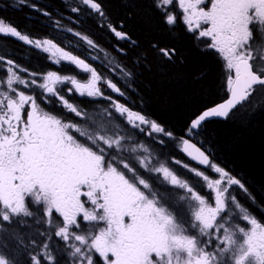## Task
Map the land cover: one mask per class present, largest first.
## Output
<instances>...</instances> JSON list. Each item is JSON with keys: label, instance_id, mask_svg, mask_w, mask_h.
Segmentation results:
<instances>
[{"label": "snow or ice", "instance_id": "6c2138e0", "mask_svg": "<svg viewBox=\"0 0 264 264\" xmlns=\"http://www.w3.org/2000/svg\"><path fill=\"white\" fill-rule=\"evenodd\" d=\"M107 3L65 0L68 15L56 20L37 0L10 3L83 42L68 50L0 17V35L47 54L54 65L67 62L78 75L90 74L81 82L54 70L31 71L14 53L0 54V234L17 242L27 264H264V217L235 193L261 211L264 201L218 160L209 135L214 123L246 126L264 112V52L257 51L264 0H121L118 19ZM89 22L115 40L117 62L102 65L108 74L88 62L100 48L82 31ZM178 30L217 57L223 95L194 108L177 132L151 111L145 81L186 67L174 42ZM201 79L202 73L189 74L193 85ZM75 93L85 101L70 102ZM171 164L196 178L199 190ZM165 181L185 190V218L156 187ZM29 220L37 225L33 233L9 232L14 224L32 228ZM4 248L0 242V264H22Z\"/></svg>", "mask_w": 264, "mask_h": 264}, {"label": "trees", "instance_id": "16d2710c", "mask_svg": "<svg viewBox=\"0 0 264 264\" xmlns=\"http://www.w3.org/2000/svg\"><path fill=\"white\" fill-rule=\"evenodd\" d=\"M10 3L13 4V2L3 3L4 8H0V16L8 17L16 24L30 29L36 34L47 29L41 24V21H46L47 18L38 15H35L36 19H33L32 16L29 18V13L34 16L35 12L26 7H21L20 10L14 9L9 6ZM42 4L52 14L61 8V4H51L46 0H43ZM107 8L114 19L120 18L125 11L121 0H108ZM108 35L109 38H112L110 34ZM174 42L187 56L186 67L181 69L180 75L174 74L159 78L149 76L145 81V87L151 97V111L166 121L170 128H175L178 132L183 121L187 119L188 114L194 108L220 100L223 95L221 89L223 70L215 55L200 52L194 46L190 36L182 30H178ZM3 43L5 48H17L19 46L18 43L16 44L10 39ZM190 73H202L203 79L193 85L189 80ZM209 135L214 138V151L218 160L244 176L247 180V186L256 195L257 200L264 201V193H262V189H264V112L258 111L250 124L246 126L233 121L214 123L209 127ZM157 151L159 150L157 149ZM175 155L181 161L195 166L183 154L175 153ZM170 166L171 169L174 168L173 164ZM235 194L242 204L253 210L255 215L264 217V211L251 204L238 189ZM14 230L18 229L15 226L9 228V232ZM19 231L21 233L30 232V230L26 231L25 227ZM3 244L7 245V248L3 250L9 255L18 251L19 245L8 235L4 234ZM23 256L24 254L21 253L20 257ZM18 259L22 264H27L22 258Z\"/></svg>", "mask_w": 264, "mask_h": 264}, {"label": "flooded vegetation", "instance_id": "af4514ba", "mask_svg": "<svg viewBox=\"0 0 264 264\" xmlns=\"http://www.w3.org/2000/svg\"><path fill=\"white\" fill-rule=\"evenodd\" d=\"M46 1L50 2L51 4H54V3L61 4V8L57 10L58 12L53 14V20L60 19L61 18L60 14L62 12L64 13L65 16L68 15L67 9L65 8V0H46ZM4 2H13L14 4L16 3V0H0V8H4V4H3ZM37 2L42 4L43 0H37ZM21 7L22 6L17 5V7H12V8L20 10ZM29 10L32 11L31 9ZM35 15H38V14L35 13L34 16L31 14L33 19H36ZM0 17H3V16H0ZM12 22L16 24L14 21ZM41 24L43 26H46L47 29L45 31H41L39 34H36L32 32L30 29L26 28L27 31L32 34L33 38L35 37L55 38L57 39L58 42L62 44V46L66 47V50H68L69 48L77 47V46L84 47L83 42L78 40V38L74 37L71 33L63 31L62 29H55L52 21H48V20L41 21ZM63 24L65 27L70 26L67 20H63ZM22 28H25V27H22ZM82 31H85L88 35H90L91 38H93L97 42V44L100 45L99 50L94 51L92 53V55L97 56L98 59H96L95 61L89 60L88 62L92 63L94 67H97L98 71H103L106 74H108V68L106 66L102 67V65H105L106 61L108 60H110L113 64L117 62L115 59V51L113 49L115 40L113 38H109L110 37L108 35L109 33H107L106 31L97 29L94 22L88 23L86 28L83 29ZM8 39L15 41L16 44L18 43L19 46L17 48H5L3 42H5ZM257 51L258 53L264 52V41H261L259 37H257ZM13 53L15 54L14 58L17 59L18 62L21 63L22 65L27 66L31 71H37L40 73H44L46 71L54 70V71H58L61 75H69V76L74 75L81 82H86V79L88 78V76H90V74H87V76L78 75L80 70L77 69L74 65H69L67 62H62L61 65H54L51 61L46 60L47 54H44V53L39 52L38 50H35L31 46H28L24 44L23 42L18 41L16 38L5 37L3 35H0V54H13ZM82 58H84L83 55H82ZM117 75H119V73ZM40 82H43V81H40ZM55 87L57 89H61V88H64L65 86L61 84H57L55 85ZM69 99H70V102H73V103H81L85 101V98L79 97L78 93L72 94L69 97ZM69 118H71V114H69ZM173 165H174V168L173 169L170 168V169L176 173H179L180 171L179 166L175 164ZM188 180L193 182L197 179L191 175L190 178H188ZM158 189L159 191L164 192L168 195L172 210L178 215V217L181 219L185 218V215L182 212V210H184L185 212V206H184L185 204L183 203L184 201L181 200L182 196L178 194L179 193L178 190H180V188L178 186H172V188H168V189H165V188H158ZM28 223L32 224V228L21 226L20 224H14L13 226H15L16 229L18 230H21L22 227H25L26 231H28L29 229H36L37 225H35L31 220H29ZM0 238L3 243L4 234H0ZM11 256H15V254Z\"/></svg>", "mask_w": 264, "mask_h": 264}, {"label": "rangeland", "instance_id": "374dc122", "mask_svg": "<svg viewBox=\"0 0 264 264\" xmlns=\"http://www.w3.org/2000/svg\"><path fill=\"white\" fill-rule=\"evenodd\" d=\"M169 167L171 168V166L169 165ZM179 168H180V171H179V173H176V174H178V178L179 179H181V180H184V179H187L188 180V178H190V176H191V174L190 173H188L186 170H184L182 167H180L179 166ZM161 179H162V177H161ZM189 181V183L190 184H193V185H196L197 186V189L199 190V186H200V182L198 181V180H195V181H193V182H191L190 180H188ZM156 187L157 188H165V189H168V188H172V186L168 183V182H163V183H156ZM168 187V188H167ZM170 190V189H169ZM205 191H206V189H205ZM178 194L180 195V196H186V192H185V190H183V189H180V190H178ZM182 200V199H181ZM184 201V200H183ZM184 204H186V202L184 201L183 202ZM184 204H182V205H184ZM185 206V205H184ZM182 212L184 213V215H185V212H184V210H182ZM183 215V216H184ZM30 230V232L28 231V233H33L34 232V230L35 229H29ZM1 242V241H0ZM21 253H22V251L21 252H18V251H15V252H13V254H15V256H13V257H16V258H22L25 262H27V257H26V255H24L23 257H20V255H21Z\"/></svg>", "mask_w": 264, "mask_h": 264}, {"label": "water", "instance_id": "95a60500", "mask_svg": "<svg viewBox=\"0 0 264 264\" xmlns=\"http://www.w3.org/2000/svg\"><path fill=\"white\" fill-rule=\"evenodd\" d=\"M186 157V156H185ZM187 158V157H186ZM190 162H192L193 164H195V165H197V166H199V167H202V168H204L205 166H203V165H198L195 161H191L189 158H187Z\"/></svg>", "mask_w": 264, "mask_h": 264}]
</instances>
